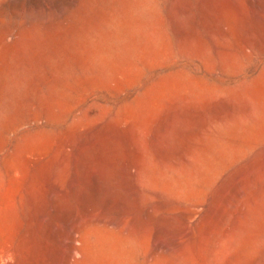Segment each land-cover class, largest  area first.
<instances>
[{
    "label": "rangeland",
    "instance_id": "rangeland-1",
    "mask_svg": "<svg viewBox=\"0 0 264 264\" xmlns=\"http://www.w3.org/2000/svg\"><path fill=\"white\" fill-rule=\"evenodd\" d=\"M0 264H264V0H0Z\"/></svg>",
    "mask_w": 264,
    "mask_h": 264
}]
</instances>
